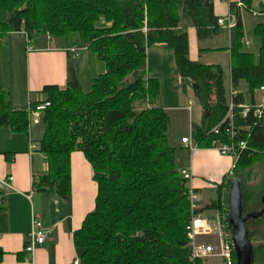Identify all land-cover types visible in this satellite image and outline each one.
I'll list each match as a JSON object with an SVG mask.
<instances>
[{
	"label": "trees",
	"instance_id": "1",
	"mask_svg": "<svg viewBox=\"0 0 264 264\" xmlns=\"http://www.w3.org/2000/svg\"><path fill=\"white\" fill-rule=\"evenodd\" d=\"M238 3L247 12L255 10V0ZM236 5L230 4L237 16L230 78L236 92L245 85L250 112L243 118L240 106L246 99L238 92L234 127L239 139L248 141V150L234 159L235 177L258 160L264 161V122L254 118L255 94L264 87V8L259 6L262 17L253 30L256 55L246 51L245 29ZM204 6L211 7V0H0V15L6 18L0 26L6 32H24L29 40L34 36L61 40L67 51L88 50L106 65V73L93 81L89 93L82 91L76 74L70 72L65 89L47 86L42 100L30 104V110L47 105L41 112L43 136L37 147L47 159L48 173L36 188L66 198L71 192L74 152L84 155L94 173L95 210L74 234L80 264H206L190 258L187 181L176 167V148L168 140L169 116L155 106L159 81L147 67L148 48L168 45L180 77L191 83L204 112L198 146L213 149L214 142H229L225 134H210L229 111L224 70L189 57L187 28L197 27L198 12ZM213 24L217 29L216 19ZM198 33L204 38L210 31L199 29ZM137 101L147 102L149 108L136 112ZM0 128L17 133L29 130L28 113L11 112L1 90ZM232 181L224 179L216 188L217 199L203 212L228 211ZM242 196L245 215L264 209L261 199L258 207L247 212L253 198L243 187ZM247 227L251 242L259 241L257 246L252 244L254 264H264V216L249 220ZM4 256L0 248V264Z\"/></svg>",
	"mask_w": 264,
	"mask_h": 264
},
{
	"label": "crops",
	"instance_id": "2",
	"mask_svg": "<svg viewBox=\"0 0 264 264\" xmlns=\"http://www.w3.org/2000/svg\"><path fill=\"white\" fill-rule=\"evenodd\" d=\"M238 2L239 0H230V3ZM207 8L211 9L210 24L200 26L197 17V27L189 25L187 28L189 57L191 61L204 66L223 68L220 59L206 60L210 56L225 55L228 56L231 71V46L234 38L231 32L226 33L219 27L216 29L213 24L214 19L218 20L229 14V3L226 10L221 11L216 7V0H211V7ZM5 19L0 15V22ZM241 19L246 33L247 23L242 17ZM182 25H187L185 20ZM199 29L208 30L210 33L200 38ZM45 41L47 40L43 37H36L33 44L26 33L6 32V28L0 26V90L7 96L9 110L28 113L29 119L30 104L42 100L43 89L47 86L65 89L70 72L76 74L81 89H84L82 78L86 76L87 93L91 91L93 81L106 73V65L90 51H78L76 56L67 49L48 47ZM249 42L250 46L246 48L256 44L254 40ZM83 51L86 54H82ZM147 67L150 76L160 84V96L155 106L168 112L187 113L191 123V137L182 135L179 142L190 153L188 165L183 166L182 170L190 172V184L200 195L202 189H211L216 191L217 199L216 188L223 184L227 178L223 176L234 167V158L222 155L217 150L198 146L197 135L203 123L204 112L201 105L197 112L193 110L191 105L194 103L191 99L197 98L191 83L180 77L172 49L166 44L148 48ZM238 92L245 94V105L249 106L244 84L240 85L236 93ZM141 103L139 112L149 108L147 102ZM195 116L198 123L194 126ZM42 136L43 127L35 120L29 126L28 133L0 128V179L9 176L14 179L13 190L4 193L1 201L0 248L5 254L1 264H75L80 261V252L74 245V234L82 227L85 218L95 210L98 188L93 179L94 173L84 155L74 152L71 156L70 194L62 198L55 191H39L36 187L47 175L48 163L38 150L30 152L29 145L31 139L38 146ZM183 138H188L198 149L191 152L182 144ZM210 204H202V207ZM207 213L215 215L213 212ZM34 218L42 223L48 233V240L32 256L26 253L25 248Z\"/></svg>",
	"mask_w": 264,
	"mask_h": 264
},
{
	"label": "built area",
	"instance_id": "3",
	"mask_svg": "<svg viewBox=\"0 0 264 264\" xmlns=\"http://www.w3.org/2000/svg\"><path fill=\"white\" fill-rule=\"evenodd\" d=\"M230 7V0H227ZM236 10L241 14L245 7L242 3H237ZM249 13L253 17H262V15L256 11L251 10ZM237 16L236 12L230 10L226 20L218 19L217 26L225 27L229 32L236 29ZM245 45L250 46V42H245ZM85 50V49H84ZM78 51L70 49L68 52L76 54L78 56ZM260 92L264 95V87L260 89ZM237 93L233 88L229 91V111L223 122L214 128L210 134L213 136H220L225 134L229 138V142L226 144H220L214 142L213 149L217 150L219 153L225 156H231L236 161L239 160L243 152L248 150V141L244 139H239V132L234 127V114L233 110L235 107V101ZM47 105L40 106L35 110H30V116L35 121H39L41 118V112L46 108ZM243 109L242 116L246 118L250 112V106L242 105ZM254 118L258 121L264 122V101L258 106L256 112L254 113ZM182 144L186 145L191 152L198 149V146L192 145L188 138L182 139ZM30 152L38 150L37 145L30 139L29 145ZM181 175L184 180L187 181V199L190 205V220L186 227L188 248L190 250V258L192 261H202L203 263H211L214 260H218L221 264H236V255L233 245V235L228 225L229 208L222 209L221 212L215 213L214 218L208 217L205 212L202 211L201 195L193 188L190 184L192 176L189 171L182 170ZM13 177L9 176L0 179V192L3 194L13 190ZM2 200H0V207L2 205ZM227 220V222H226ZM213 239L214 243H205L203 240ZM48 240V233L44 229L42 223L34 218L32 221L31 232L28 236V244L25 248L26 253L34 256L37 248L45 245ZM75 264H80V261L75 262Z\"/></svg>",
	"mask_w": 264,
	"mask_h": 264
},
{
	"label": "rangeland",
	"instance_id": "4",
	"mask_svg": "<svg viewBox=\"0 0 264 264\" xmlns=\"http://www.w3.org/2000/svg\"><path fill=\"white\" fill-rule=\"evenodd\" d=\"M260 7L264 8V0H255V5L253 6V8L258 11ZM216 7L218 10H226V8L228 7V1L227 0H216ZM228 17V15L226 14L225 16H222L221 19L226 20ZM241 17L246 21L247 23V28L248 30H246L245 33V40L244 42H247L249 40H253V30L255 28V26L261 21L260 17H253L251 13L242 10L241 11ZM210 18H211V9L207 8V7H202L200 8L199 12H198V20H199V25L200 26H206L208 24H210ZM222 30H224V32L228 33L229 31L227 30V28L225 27H220ZM232 37L234 38L235 35V29L231 32ZM40 37V36H37ZM44 39H46L47 41H45V44L48 47H53V48H63V49H67L66 47V43L64 41H55L54 39L50 38V37H44L42 36ZM36 37L34 36L31 40V42H35ZM228 43V42H227ZM256 43V42H255ZM34 44V43H33ZM206 44H209L206 43ZM254 44V43H253ZM246 46V45H245ZM247 47V46H246ZM245 47V48H246ZM252 51L257 55V51H258V46L257 43L255 45H253L250 48H246V51ZM85 52L83 51L82 54H84ZM91 53V52H90ZM86 54V53H85ZM217 54V53H216ZM214 59L216 60H222V64H223V70H224V79H225V86L228 89V91L232 88L231 87V78H230V66H229V59L228 56L225 55H220L218 57L216 56H210L208 58V60L206 61H213ZM76 62V61H75ZM83 85H84V89H82V91L84 93L86 92V88H85V82L86 81V76H83ZM129 81H131V77L128 78ZM159 99V98H158ZM157 99V101H158ZM255 100L258 106H260L263 101H264V95L258 91L255 94ZM141 102L143 101H137L134 104V110L136 112L139 113V109L138 107L140 106V104H142ZM191 102L194 103L191 106L193 107V110L195 112H197V110L200 107V104L197 100H195L194 98L191 99ZM191 107V108H192ZM167 113V115L169 116L170 119V129L168 132V140L170 145H172L173 147L176 148V167L179 170H182L183 166H187L188 165V161L190 159V153H188L187 151H185L179 144L180 142V138L182 137V135H186L188 136V138H190L191 134L189 133V130L191 129V123L189 122V118L187 113H178V112H168L165 111ZM197 116H195L194 119V126L198 123L197 122ZM42 118V117H41ZM41 118L39 120V123L41 124ZM29 119V118H28ZM172 119V122H171ZM33 118L29 119V126L31 125V123L33 122ZM42 126V125H41ZM264 160V159H263ZM235 161V160H234ZM233 169V168H232ZM223 177H228L230 179L233 180H240L242 183V187L244 192L250 197L253 198L252 202H248L247 203V208L246 211H251L252 209H254L255 207H258V201L262 199V197L264 196V161H257L255 164H253L250 167H247L239 172L236 173V177L233 176V171L231 170L230 173L225 174ZM222 179V178H221ZM220 182V181H219ZM188 186V183H187ZM201 198H202V204L205 206L207 204H210V202L212 200L216 199V191H213L211 189L208 190H203L201 192ZM205 214L210 217V218H214V214L211 213H207L205 212ZM250 214V213H249ZM205 243L209 244V243H214L213 239H206L203 240ZM259 243V241H257L256 239L252 240V244L254 246H257ZM206 264H221L218 260H214L211 263H206Z\"/></svg>",
	"mask_w": 264,
	"mask_h": 264
},
{
	"label": "water",
	"instance_id": "5",
	"mask_svg": "<svg viewBox=\"0 0 264 264\" xmlns=\"http://www.w3.org/2000/svg\"><path fill=\"white\" fill-rule=\"evenodd\" d=\"M264 203V197L262 199ZM228 225L233 235L236 264H254V249L250 240L247 224L249 220H258L264 216V209L258 213L244 214L242 183L233 180L228 193Z\"/></svg>",
	"mask_w": 264,
	"mask_h": 264
},
{
	"label": "flooded vegetation",
	"instance_id": "6",
	"mask_svg": "<svg viewBox=\"0 0 264 264\" xmlns=\"http://www.w3.org/2000/svg\"><path fill=\"white\" fill-rule=\"evenodd\" d=\"M264 197V196H263ZM263 197H262V199H263ZM262 205L264 206V203H263V201H262Z\"/></svg>",
	"mask_w": 264,
	"mask_h": 264
}]
</instances>
